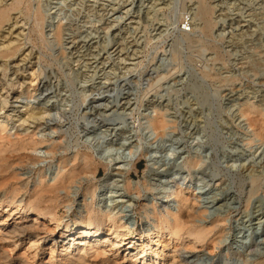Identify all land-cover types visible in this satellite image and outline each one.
<instances>
[{"label":"rangeland","instance_id":"1","mask_svg":"<svg viewBox=\"0 0 264 264\" xmlns=\"http://www.w3.org/2000/svg\"><path fill=\"white\" fill-rule=\"evenodd\" d=\"M19 14L25 23L20 43L32 56L20 64L10 60L5 69L0 61V135L39 143L20 151L27 157L15 172L32 188L41 176L52 182L63 160L90 154L96 175L72 184L70 195L81 196L88 185L97 187V198L124 195L114 197L125 200L120 203L113 196L99 199L97 207L127 214L120 222L134 231L125 239L110 234L118 244H101L105 254L88 252L86 264H154L130 257L127 244L138 236L162 253L157 264L262 259L264 139L250 131L249 121L264 123V0H26ZM121 86L124 94L114 91ZM96 95L106 98L93 103ZM121 96L130 106L118 108L121 119L108 126L103 107ZM19 100L23 106L14 108ZM246 106L256 112L245 117ZM31 112L35 119H27ZM153 116L166 121L163 130L152 127ZM0 149L13 154L12 147ZM10 195V187L0 191L5 226L20 220L24 204L17 207L19 194L8 205ZM180 195L188 200L181 210L193 204L205 225L216 218L223 223L202 246L184 234L163 248L158 239L169 231L155 237L152 204L160 213L177 212ZM74 208L62 202L58 215L72 224ZM49 223L45 218L36 225L67 235L63 224ZM61 241L49 234L36 243L0 237V251L12 257L3 264H20L18 258L22 264H64Z\"/></svg>","mask_w":264,"mask_h":264},{"label":"bare ground","instance_id":"2","mask_svg":"<svg viewBox=\"0 0 264 264\" xmlns=\"http://www.w3.org/2000/svg\"><path fill=\"white\" fill-rule=\"evenodd\" d=\"M25 1L26 0H12L10 3L7 4V0H0V61H3V64H1L4 66L3 69L7 68L10 60L18 59L19 64L20 62H30L31 60L32 49L26 47L27 45L26 43H22V42L20 43V41L24 37L25 29L23 28V26L25 25V23L23 25L22 22L23 18L22 19L20 18L19 13L21 12L22 5L24 4ZM13 13L14 16H12ZM7 25L8 27H6ZM5 27L8 29L7 31ZM91 40H89V42ZM92 63H95V61L91 62V65ZM104 89L105 92L110 90L109 85L106 86ZM118 90L120 94H124L121 92V90H123L122 86L120 89L117 88L114 91L118 92ZM105 98H106L105 95H99L97 97H93L92 102L98 103L104 100ZM116 99L114 100L116 101ZM115 101H112L111 105L108 104L105 108L103 107L104 110L103 112L101 111L102 119L103 121H106V125L108 126L115 125L117 121L121 119V115L115 113L118 108L122 109L130 106V100L129 97L127 96H121L120 102H115ZM21 103L22 101L20 100L15 102L16 105H14V108L18 109L22 107L23 105ZM254 112L256 111L251 106H246L243 110V114L245 117H248ZM36 117L37 114L31 112L27 119L29 118L35 119ZM27 119L24 118L23 121L24 120L28 121ZM252 120L256 121V118H253ZM250 121H249L250 124L248 123L251 129L250 131H252L254 135L259 138V140L264 139V123L261 122L260 124L258 123L259 125L258 124L255 125L253 124V121L251 122ZM150 124L153 125L152 127L155 129V131L163 130L166 127V121L160 116L159 117L153 116L152 118H150ZM4 130H5L4 125L0 124V133H2ZM0 139L3 140V142L0 143V148H7V147L13 148L12 155L5 156L0 154V191L3 189L8 190L9 187L11 188L12 196L11 195H10L11 197L7 196L10 197V199L8 200L9 202L8 205H14L15 198L19 194H21V199L18 201L19 204H17V207H20V205L24 203L19 208V212H21L20 217H18L20 219L19 221L17 219L13 223L5 226L3 225L5 222L4 220H7L9 216L8 215L4 216L3 222L0 223V237L2 239L13 240L14 243H16V241H19L21 239L22 240L28 239L29 241L36 243L37 241H41L43 238L47 237V235L49 234L53 236V239H55L56 237H58V239L61 238L62 240L61 241L62 245H60L62 248L61 255L66 259L64 264H86L87 259L85 258L86 257L85 255L88 252H92L93 255L96 256L99 254H105L106 248L101 247L102 246L101 244L108 241H112V244H116V245L118 244V242L116 241L113 242V240H111L110 234H115L116 237L122 235L121 239H125L133 235L134 232L133 229L126 227L125 222H120L124 217L127 216V214H123L122 216L121 215L116 216L112 210L106 211L100 209V207H97V204L99 203V202L97 203V200L99 199L105 201L111 199V197L113 196V202L120 203V202H124L125 200L122 199L115 201L114 197L124 198V195L122 194L110 195V198L109 196L106 195L104 197L98 196L97 198V187L94 185H88L85 188L83 186L84 189L81 192L82 194L81 196H77L75 195V193L73 195H70L72 193L70 190L72 184L75 183L81 184L83 183V181H87V182L91 181V179L88 176L89 172L90 175H93V178L96 175L95 172L96 166L95 163L93 162V157L90 154H83L82 157L78 156L80 157V159L76 155L75 157L69 159V161L63 160L59 165L61 169L56 174L52 182L46 181L45 178L41 176L39 177L37 182L33 185V187L29 188V181L22 182L21 181L22 178L19 179V175H17L15 169L18 168V166H20V164L27 157L26 154L20 151L27 150L28 149L27 146H30L31 149H34V147H36L35 145L39 142L31 139V136H24L19 139L11 140L4 134H1ZM2 151L3 149H0V153ZM111 174H115V172L114 173L110 172V175ZM116 174H121V171H118ZM177 192L178 191H176L174 197L177 196L178 198ZM5 200L6 199L3 200L0 199V205L3 202H5ZM187 201H188L187 197H184V195H180V198L178 200L180 204L178 205L177 212H172L171 210L168 209L167 211H165L166 212L165 214L160 213L161 211L157 210L156 206H159V204L157 203L152 204L153 206L152 214L154 215V218L157 222L156 225L154 226L155 237H159L161 235L162 229L164 228L168 229L169 231L168 234L169 236L167 238L161 239L163 236L162 235L158 239L159 244H161L163 248L167 247L171 240L173 241L174 239H179L183 237L184 234L194 245V247L199 245L202 246L206 244L208 242L209 237L213 233H215V229L216 228L218 229L220 227L219 222L221 221V223H223L222 218L220 219L216 218L214 221H211L212 223H210L209 225H205L204 221H201L202 218L199 219V217L196 216V214H199L200 212L197 213L194 210L196 207L193 204L188 205L186 206V209L181 210L182 207L186 205ZM62 202L63 203L67 202L71 208L75 207L77 210L74 213L75 215L74 219L73 220L70 219V223L72 222V224H69L68 220L64 222L65 220L64 216L58 215V208L62 204ZM28 217H32V219H30V222L27 219ZM45 218L49 220L50 222L49 224L55 223L57 228L61 224H63L64 230H66L67 235L65 236L61 231H60L61 233L58 232L57 234H55L56 229H50L49 231L40 229L39 226L36 224L37 222H39L40 219H45ZM25 222H29V223H25ZM104 227H107V229H105L108 231L107 233H103ZM75 235L78 236V239L75 238ZM135 241L137 242L136 244L128 243L126 247V249L127 250L129 249L131 252L130 257L131 258L135 257L134 260H138L140 257L143 263L148 261L147 258H150V260L154 261V264H157L159 258H161L162 256V253H160V251H158L157 249L150 250L148 247L147 238H144L143 236H138V238H136ZM55 251H56V247L55 244H53L51 246V253L53 254ZM11 259L12 257L10 255L9 256L8 254L5 255L4 252L0 251V264H3L4 263L3 261L9 262L11 261ZM17 260L19 261L20 264L24 263L19 258ZM49 264H53V263H49ZM172 264H177V263L173 261ZM254 264H264V254L262 255V259L257 260V262H255Z\"/></svg>","mask_w":264,"mask_h":264}]
</instances>
